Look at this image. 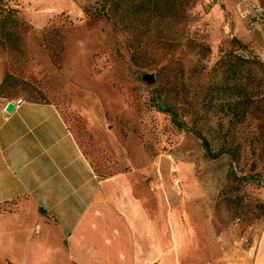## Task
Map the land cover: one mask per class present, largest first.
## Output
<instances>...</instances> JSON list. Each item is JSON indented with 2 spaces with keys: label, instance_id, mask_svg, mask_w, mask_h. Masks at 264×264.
Returning a JSON list of instances; mask_svg holds the SVG:
<instances>
[{
  "label": "rangeland",
  "instance_id": "rangeland-1",
  "mask_svg": "<svg viewBox=\"0 0 264 264\" xmlns=\"http://www.w3.org/2000/svg\"><path fill=\"white\" fill-rule=\"evenodd\" d=\"M4 1L19 24L0 29V101L53 105L99 176L137 171L150 182L156 172L169 207L190 226L187 264H256L264 183L234 174L264 178V102L239 122L226 89L238 77L216 63L246 56L231 26L264 0H157L155 14L123 5L109 19L95 17L101 0ZM246 71L240 81L251 91ZM191 127L233 156L206 157ZM19 250L16 243L17 256L0 255V264H26Z\"/></svg>",
  "mask_w": 264,
  "mask_h": 264
},
{
  "label": "crops",
  "instance_id": "crops-1",
  "mask_svg": "<svg viewBox=\"0 0 264 264\" xmlns=\"http://www.w3.org/2000/svg\"><path fill=\"white\" fill-rule=\"evenodd\" d=\"M231 27L264 64L254 13ZM15 100L0 101L3 261L18 243L26 264H187L190 226L169 207L156 172L150 182L137 171L99 176L53 105L23 100L6 113Z\"/></svg>",
  "mask_w": 264,
  "mask_h": 264
},
{
  "label": "trees",
  "instance_id": "trees-1",
  "mask_svg": "<svg viewBox=\"0 0 264 264\" xmlns=\"http://www.w3.org/2000/svg\"><path fill=\"white\" fill-rule=\"evenodd\" d=\"M101 6L96 11L95 17H105L111 18L114 13L119 10L123 12L125 9L122 7L129 5L128 12L132 11L133 15H137L140 11H151L155 14L158 11L157 0H101ZM16 9L11 8L6 1L0 0V29H10L14 28L19 24L17 18ZM111 14V15H110ZM232 43H234L244 55H231L228 56V60L225 61V57L221 58L216 64V66H226L230 67L232 76L238 77L233 79L232 85H228L226 88L229 90L234 97L232 103H227L228 110L230 113L243 122L247 114L258 111V104L264 102V64L247 48L246 45L242 44L236 38H233ZM203 47V45L201 46ZM208 50V48L206 49ZM246 69L248 74V80L252 83V89L247 90V85L241 83V78ZM22 100V99H21ZM23 101V100H22ZM41 103V102H40ZM156 108L160 112H164L170 115L172 123L179 129L183 128V125L177 120L176 113L169 108H166L163 103L158 99L156 102ZM189 131L194 137L200 141V145L205 152L206 157L212 160L218 159L221 155L226 154L230 157L233 156V149L231 147H221L220 149L214 151L210 142L202 134L199 129L191 127ZM235 178L239 182L250 181L257 183H264V178L256 175H247Z\"/></svg>",
  "mask_w": 264,
  "mask_h": 264
},
{
  "label": "built area",
  "instance_id": "built-area-1",
  "mask_svg": "<svg viewBox=\"0 0 264 264\" xmlns=\"http://www.w3.org/2000/svg\"><path fill=\"white\" fill-rule=\"evenodd\" d=\"M251 8H252V12L254 13V20H255V22L259 26H264V9H262L258 5H252ZM21 102H22L21 99H16L15 101H10V103H12L14 105V107L17 106V105H19Z\"/></svg>",
  "mask_w": 264,
  "mask_h": 264
},
{
  "label": "water",
  "instance_id": "water-1",
  "mask_svg": "<svg viewBox=\"0 0 264 264\" xmlns=\"http://www.w3.org/2000/svg\"><path fill=\"white\" fill-rule=\"evenodd\" d=\"M147 81H148V83H151V77L150 76L147 77ZM13 109H14V105L9 102V103H7V105L5 107V112L11 113L13 111Z\"/></svg>",
  "mask_w": 264,
  "mask_h": 264
}]
</instances>
